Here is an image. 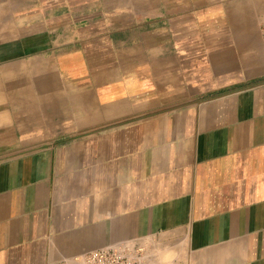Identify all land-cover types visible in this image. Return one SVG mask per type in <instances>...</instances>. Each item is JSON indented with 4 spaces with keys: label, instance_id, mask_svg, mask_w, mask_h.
Instances as JSON below:
<instances>
[{
    "label": "crops",
    "instance_id": "1",
    "mask_svg": "<svg viewBox=\"0 0 264 264\" xmlns=\"http://www.w3.org/2000/svg\"><path fill=\"white\" fill-rule=\"evenodd\" d=\"M264 0H0V264H264Z\"/></svg>",
    "mask_w": 264,
    "mask_h": 264
},
{
    "label": "built area",
    "instance_id": "2",
    "mask_svg": "<svg viewBox=\"0 0 264 264\" xmlns=\"http://www.w3.org/2000/svg\"><path fill=\"white\" fill-rule=\"evenodd\" d=\"M264 46V27L261 30ZM79 264H157L142 245L106 246L85 253Z\"/></svg>",
    "mask_w": 264,
    "mask_h": 264
}]
</instances>
